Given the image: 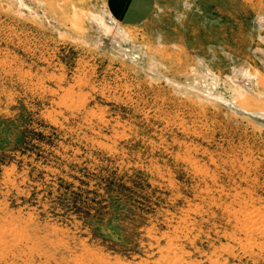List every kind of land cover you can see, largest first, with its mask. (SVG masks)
<instances>
[{
	"label": "rangeland",
	"instance_id": "rangeland-1",
	"mask_svg": "<svg viewBox=\"0 0 264 264\" xmlns=\"http://www.w3.org/2000/svg\"><path fill=\"white\" fill-rule=\"evenodd\" d=\"M0 0V264H264V0Z\"/></svg>",
	"mask_w": 264,
	"mask_h": 264
},
{
	"label": "crops",
	"instance_id": "crops-1",
	"mask_svg": "<svg viewBox=\"0 0 264 264\" xmlns=\"http://www.w3.org/2000/svg\"><path fill=\"white\" fill-rule=\"evenodd\" d=\"M108 13L124 25H139L152 14L156 0H104Z\"/></svg>",
	"mask_w": 264,
	"mask_h": 264
}]
</instances>
